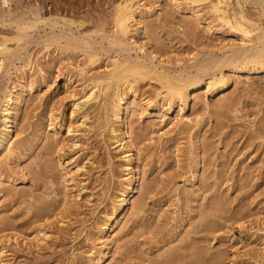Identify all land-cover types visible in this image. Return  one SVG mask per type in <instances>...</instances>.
Masks as SVG:
<instances>
[{
  "label": "rangeland",
  "instance_id": "rangeland-1",
  "mask_svg": "<svg viewBox=\"0 0 264 264\" xmlns=\"http://www.w3.org/2000/svg\"><path fill=\"white\" fill-rule=\"evenodd\" d=\"M118 1L12 0L5 8L0 0V34L15 31L7 18L19 21L34 10L68 17L82 33L101 25L111 32V12ZM151 1L163 10L142 18L136 39L158 60L174 66L235 40L225 30L217 32V23L210 32L212 19L203 11L197 18L178 11L172 0ZM31 47L38 55L36 44ZM107 58L101 55L93 73L104 69ZM86 63L81 53L52 49L38 55L35 72L25 83L14 78L7 84L23 87L24 103L16 128L18 148L0 159L4 264H92V252L108 244L111 230L101 235L95 228L104 213L112 215L109 198L121 189L117 180L125 177V162L120 147L93 128L98 110L81 127L75 104L89 94V77L80 71ZM263 72L225 71L229 82L222 93H206L204 86L192 89L183 114L191 122L178 127L173 124L182 116L179 105L164 103L157 84L137 82L135 98L134 92H126L139 167L132 200L141 213L132 210L118 226L112 222L110 227L122 237L108 252L109 264H264ZM72 157L81 170L69 178L64 166ZM83 185L87 191L80 193ZM42 226L56 236L37 246Z\"/></svg>",
  "mask_w": 264,
  "mask_h": 264
},
{
  "label": "bare ground",
  "instance_id": "bare-ground-1",
  "mask_svg": "<svg viewBox=\"0 0 264 264\" xmlns=\"http://www.w3.org/2000/svg\"><path fill=\"white\" fill-rule=\"evenodd\" d=\"M1 1L5 8L12 4V0ZM172 3L178 11L186 10L197 18H200L201 11L205 12L212 19L207 25L210 32L214 29V23H217V32L225 34L227 31L235 40L220 43L211 51L201 50L202 53L194 54L191 60L176 61L174 66L170 61L158 60L156 55H148L136 39L143 28L142 18L158 16L163 10L162 5L149 0H119L115 3L111 12V32L101 25L82 33L75 29V22L68 17H61L52 10L48 14L34 10L29 17L19 21L7 18L5 21L12 23L15 31L0 34V159L11 157L18 148L20 135L16 128L19 109L24 103L23 87L10 88L7 84L14 78L25 83L29 75L35 72L38 55H47L52 49L81 53L87 59L86 67L80 71L82 75L89 77V94L75 104L77 111L82 114L81 127H87V123L91 121L90 112L98 110L100 115L98 118L96 116V123H92L95 125L93 128L103 132L102 134L106 133L109 141L120 147L121 158L125 162V177L117 180L121 189L116 191L117 197L109 198L112 215L104 213L101 224L95 228L98 234L103 235L107 230H111L112 234L104 250L92 252L91 256L96 258L92 264H109L108 252L122 237L115 227H110L112 222L118 226L132 210H136L137 215L141 213L136 201L132 200L138 191L139 167L136 166L138 155L135 154L127 122L129 111L126 107V92L131 91L133 94L134 85L139 81L149 80L157 84L162 91L159 96L164 103L170 108L179 105L182 116L173 124L178 127L191 122L183 114L188 107L189 92L192 89L200 90L204 86L206 93H222L227 91L229 82L225 71H264V0H172ZM33 43L40 50L38 55L30 51ZM111 51H115V55L110 56ZM102 54L108 56V63L103 70L93 73ZM150 104L151 102L148 107ZM72 131L69 130V133L74 132ZM76 146L77 144L74 145ZM75 160L72 157L71 162L63 165L69 178L77 177L81 170L74 166ZM109 169V174L115 181L113 167L110 166ZM85 191L86 186L83 185L79 192ZM129 204L131 208L128 209ZM64 223L61 222L66 225ZM55 236L54 230L42 226L35 236V244L44 245ZM0 264H4L2 260Z\"/></svg>",
  "mask_w": 264,
  "mask_h": 264
}]
</instances>
